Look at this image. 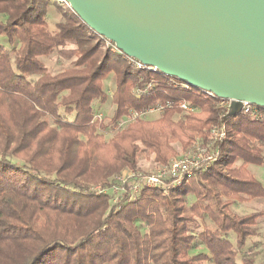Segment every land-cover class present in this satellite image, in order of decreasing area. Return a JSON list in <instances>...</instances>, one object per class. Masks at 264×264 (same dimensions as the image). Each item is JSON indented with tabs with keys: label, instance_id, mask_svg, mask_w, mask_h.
Wrapping results in <instances>:
<instances>
[{
	"label": "trees",
	"instance_id": "1",
	"mask_svg": "<svg viewBox=\"0 0 264 264\" xmlns=\"http://www.w3.org/2000/svg\"><path fill=\"white\" fill-rule=\"evenodd\" d=\"M47 5L0 0V264H256L254 254L240 263L237 255L256 236L263 213L239 216L231 206L264 199L248 170L264 164V110L260 118L239 113L221 124L226 110L218 99L132 68L116 49L102 48L105 40L67 4L63 22L48 31ZM67 45L75 48L59 52L72 59L70 67L50 74L40 58ZM109 74L115 78L113 130L130 110L173 106L105 140L108 124L94 119L92 104L107 98L102 81ZM178 102L194 110L173 121L183 112ZM215 126L227 135L217 144V161L169 195L143 189L113 205L109 195L84 191L85 184L102 186L137 171L142 151L164 166L176 155L173 144L186 148L195 136L204 144ZM189 196L194 201L187 207ZM196 219L212 225L198 235L207 254L189 255L194 237L188 224Z\"/></svg>",
	"mask_w": 264,
	"mask_h": 264
},
{
	"label": "water",
	"instance_id": "2",
	"mask_svg": "<svg viewBox=\"0 0 264 264\" xmlns=\"http://www.w3.org/2000/svg\"><path fill=\"white\" fill-rule=\"evenodd\" d=\"M126 58L229 100L264 109V0H64Z\"/></svg>",
	"mask_w": 264,
	"mask_h": 264
},
{
	"label": "rangeland",
	"instance_id": "3",
	"mask_svg": "<svg viewBox=\"0 0 264 264\" xmlns=\"http://www.w3.org/2000/svg\"><path fill=\"white\" fill-rule=\"evenodd\" d=\"M48 1V5L46 7V24H47V30L50 32H54L56 30L55 25L59 22H63L64 15L67 13V5L64 2V0H42ZM0 41H5V39L0 38ZM103 42V41H102ZM8 48V47H7ZM75 46L73 45H67L64 49L59 48L56 49L51 55L47 57L40 58V61L44 64V66L47 68L48 72L50 74H56L60 71H63L70 67L71 60H68L65 58L64 55H62L59 51L62 50H72ZM102 48L104 49H110L112 53H115L114 50L110 45H106L104 42L102 44ZM10 49V48H8ZM129 64V62H128ZM130 65V64H129ZM131 66V65H130ZM132 67V66H131ZM103 90L107 95V98L104 102L95 101L92 104L93 107V114L96 117H101L103 124H108L113 116L114 111V105L111 102V96L115 89V78L112 74H109L106 76L102 81ZM181 115H187L186 112H181V114H175L173 116V121H177L181 118ZM162 115L161 114H154L152 116H149L148 118L144 119L143 121H155L159 119ZM68 120H72L73 116L67 117ZM124 127L123 129H125ZM121 129V130H123ZM119 130V131H121ZM117 132V131H116ZM104 139L108 140L114 135V130L111 128L110 124L106 126V130L101 132ZM204 132V134H206ZM198 136H195V139H198ZM201 138V137H200ZM191 146V145H190ZM190 146L183 148L178 143L173 144V148L176 152V155L174 157L183 156L190 151ZM263 156H264V147L262 148ZM173 157V158H174ZM171 160V159H170ZM169 160V161H170ZM162 165L157 164L154 161V156L148 155L146 152L142 151L137 159V168L136 170L143 174H151L153 173L158 167ZM249 172L253 175V177L258 180L261 185L264 188V164L262 166H248ZM96 186L95 184H85L84 191H87V189H90L92 187ZM180 187V186H179ZM178 187V188H179ZM177 189V188H175ZM171 189L168 190L167 193H163L160 191L163 195H169L171 191L175 190ZM139 193L134 196V199L138 197ZM194 201V198L192 196H189L186 200L187 207ZM231 210L236 215L242 216L246 214H252V213H263V216L259 218L255 225V231L256 236L253 238H250L247 243L246 247L243 251L238 252L237 255V262L240 263L242 257L245 255L254 254L256 257V264H261L264 261V199H255L250 200L248 202L244 203H234L231 206ZM140 233L142 235L147 233V227L145 224L137 222L136 223ZM212 225L208 220L200 221L196 219L194 223L188 224V232L194 237V241L191 245V248L189 250V255H196L199 253H206L207 250L203 246V244L199 241L198 235L206 228H211ZM229 240L234 245V237L232 234L228 236ZM205 264H211V262H206Z\"/></svg>",
	"mask_w": 264,
	"mask_h": 264
},
{
	"label": "built area",
	"instance_id": "4",
	"mask_svg": "<svg viewBox=\"0 0 264 264\" xmlns=\"http://www.w3.org/2000/svg\"><path fill=\"white\" fill-rule=\"evenodd\" d=\"M105 43L109 45L110 42L105 41ZM127 59L132 68L136 70H147L153 73H159L155 68L146 67L134 59ZM172 79L176 80L174 78ZM185 86L186 88L190 87L187 84H185ZM201 92L208 97L215 98L210 93ZM218 100L220 101V105L224 107L227 112L231 101L223 99ZM172 106V103L167 102L165 104L157 103L141 111L130 110L115 124L114 130L119 131L138 120H144L154 114H161L164 109L171 108ZM175 106L186 113H190L194 110L185 102H178ZM262 110L264 109L243 102L240 113L252 118H260ZM94 119L102 121L101 117L95 116ZM226 137L225 128L223 126H215L209 130L204 144L198 139H195L190 147L189 153L172 158L166 165L158 167L153 173L147 175L139 171L126 170L117 175L109 184L94 186L87 191L97 195H109L113 205H119L123 199L133 200L134 196L143 189H157L163 193H167L168 190L178 188L188 176L195 172L206 170L213 162L217 161V144L225 141Z\"/></svg>",
	"mask_w": 264,
	"mask_h": 264
}]
</instances>
